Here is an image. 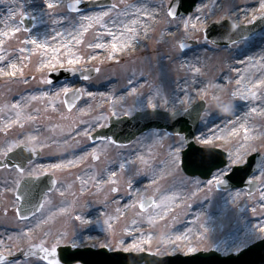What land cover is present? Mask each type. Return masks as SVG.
<instances>
[{"label": "rangeland", "instance_id": "obj_1", "mask_svg": "<svg viewBox=\"0 0 264 264\" xmlns=\"http://www.w3.org/2000/svg\"><path fill=\"white\" fill-rule=\"evenodd\" d=\"M39 1L43 8H40L37 15L28 13L27 17L35 16L37 19L34 20L30 31L26 32L19 22L20 8L26 10L25 0H17L20 8L14 5V20L21 31L5 37L4 42L0 43V48L4 49L0 55H4L6 60L12 58L24 70L23 76L18 72L16 77H0V150L28 135L36 136L37 140L32 144L42 151V155L27 168H35L36 175H54L57 184L53 192L45 196L44 208L30 220L20 221L13 213V207L17 205L13 191L14 181L20 179V175L14 169H0V240L4 241L3 245H0V252L9 255L10 249L15 255L20 253L19 248H26L29 240L27 237H21V233L26 232L28 228L33 229L30 234L32 241L39 243L40 239L44 238L48 241L46 246H50L54 238H59L60 233L66 232L67 239L75 240L78 248H99L111 242L113 247H107L109 250H124L135 240L142 241V251L155 255H159L156 254L159 248L167 246L169 251L166 255L170 256L193 254L185 252L183 245L195 242L206 229V236L198 251L215 250L222 255L235 254L237 252L232 250L234 242L243 240L246 233L254 229L256 239L249 241L246 246L260 240L259 237L264 233L256 229V226L264 222V207L261 206L264 204V114L257 119V116L250 112L248 120L253 128L251 133L243 131L240 135L224 139L225 133L233 126L232 123H227L232 116L231 113L221 112L213 97L229 99L228 94L234 91L230 81L250 73L252 67L232 70L230 66L235 59L259 44V41H264V28L247 41L210 49L207 47L209 42L204 38L203 23L192 19L187 32L182 23L183 19L188 17L201 15L203 20V14L214 13L212 20L221 17L228 20L231 15V19L239 25H249L253 16L258 17L264 11L259 8L260 0H210L199 12L194 9L187 16L177 17L176 20H171L166 15L170 0H108L111 4L119 5V9L111 10L109 16L103 18L104 23L115 19L117 12L123 10L126 5L141 2L154 6V15L157 18L147 19L148 33L138 47L134 46L132 50L111 58L109 54L91 58L93 54L88 44L103 36L98 31L97 23L91 22L92 26L87 32L81 30L83 43H75L72 55L63 56L64 51L58 54L59 58L65 61L74 56L83 57L75 65L65 62L60 68H100V72L93 79L78 85L67 82L45 84L42 78H45L51 69L37 64L45 53L44 49H37L32 53L19 50L23 48L21 41L33 32L39 30V36L44 39L46 34H54L53 29L62 26L75 27L83 14L91 13L68 12L66 4L77 0H59L53 9L44 8V0ZM110 6L95 11H108ZM235 9H246L248 14L244 15L243 11H238L233 17L232 12ZM119 20L122 21V16ZM54 21H58V24ZM89 23L86 21L84 25ZM192 24H196V29L192 28ZM169 28L172 31L168 35L165 29ZM131 35L127 32L123 38L128 39ZM188 40L197 41V46L181 52L178 44ZM50 42L51 39L49 44ZM47 61L43 64L46 65ZM193 66L199 67L201 72L195 73ZM24 80H27V83H24ZM129 80L132 81L131 85ZM143 81L145 85L141 86ZM216 84H219L221 91L214 95ZM63 86H68L70 90H85L82 99L71 111L64 107L63 93L60 96L42 95L45 91L51 93ZM131 87H136L137 92L131 93ZM185 91L194 97L191 104L201 99L206 101V108L194 137L198 146L205 147L201 136V133H204L212 140L209 147H216L233 155L239 149L240 153L244 154L245 161L253 152L261 153L260 168L251 177L259 183L254 194L247 196L246 191L240 189L221 192L215 189L214 184L209 191L208 180L185 177L180 172V163L177 166L171 163L172 154L179 146L181 136L151 131L139 136L129 146L117 147L108 141L91 144L88 136L83 134L85 128H90L92 133L99 128L98 125L106 126L114 111L118 113L117 117L123 116L122 109H132L134 105L132 115L141 111L136 109L146 105L149 96L159 103H163L162 98L167 97L169 108L173 103L177 108L188 107ZM88 92L94 95L89 96ZM257 93L262 96L261 89ZM36 94L38 97L32 99ZM179 100H184V104H180ZM240 100L237 97L233 101L234 105ZM16 102L21 105L19 109L11 107ZM160 110L166 111L164 108ZM18 111L20 122L15 123ZM29 116L34 119L29 120ZM93 125L97 126L92 127ZM77 132H80V135H77ZM245 136L248 138L245 139ZM42 141L48 146L40 147ZM253 146L255 150H251ZM183 149L184 147L181 150ZM63 154L67 158L65 161L60 158V162L64 161L65 169H50L51 164L59 163L54 161L55 158ZM81 155H84L83 160H78ZM94 155L99 159H94ZM67 160L76 162L68 165ZM41 165L42 168L39 167ZM111 172H115L116 176H111ZM216 173L217 171L212 176ZM144 177L147 181L140 186L138 179ZM195 181L200 183L196 184ZM112 188H118L119 191L113 192ZM236 192H241V196L233 203ZM149 197L155 203L146 211H140L138 203ZM253 208L256 209L255 212ZM5 209L7 211L4 214ZM76 214L91 220L92 223L75 220ZM37 224L39 227H36ZM45 233L49 235L45 236ZM177 236H186L189 239L177 241ZM9 237L12 239L9 240ZM169 238L172 243L180 245L177 250H172ZM120 240L124 241L122 245ZM60 245L66 244L62 242ZM130 251L141 252L135 249ZM38 261L37 258H31L30 264H36Z\"/></svg>", "mask_w": 264, "mask_h": 264}, {"label": "snow or ice", "instance_id": "obj_2", "mask_svg": "<svg viewBox=\"0 0 264 264\" xmlns=\"http://www.w3.org/2000/svg\"><path fill=\"white\" fill-rule=\"evenodd\" d=\"M59 0H44V4L47 6L48 9H53L54 7H56V5L58 4ZM77 2H79V0H77ZM0 4H5L6 6V11H7V16L4 18V23H5V28L7 29L6 31L0 32V36H8L9 34L15 35L16 33L21 31V28L18 26V24H16L14 17L16 16V8H20V5L17 4V0H0ZM13 5L16 6V8L13 7ZM73 10H77L78 8L76 7V5H72L71 6ZM162 7V6H161ZM182 7V0L180 3H177V0H171V3L169 4L167 10H166V15L168 17L171 18V20H176L178 17V10L179 8ZM259 8L261 10H264V0H260L259 3ZM119 9V5L113 3L110 6V9L108 11H101L100 13H94L91 16H83L81 17L82 20H87L90 23L85 26L84 24H80V29L83 30V32H87L88 28H90L92 26L91 22H96L98 24H100V26L102 28H107V24L103 22V18L106 16H109V12L111 10H117ZM130 9H136L137 12H143L144 15L149 16L151 15L150 13H148L146 10L137 7L136 4H129L126 5L124 7L123 10H119L117 12V17L115 19H112V23L116 24L117 22H119L120 24L123 25V27L126 29V31L128 33H131L132 35L123 41V46L124 47H128L129 46V42L130 41H134L136 39V29L133 27H130L127 24H123V21L119 20L120 16H131L132 14L130 13ZM197 11L199 12L200 9H197ZM239 11H243L244 15H247V10L246 9H241ZM28 15V12L24 9V8H20V16L21 17H25ZM46 15H52L51 13H46ZM215 15L214 13H205L203 14V20H201V15H195L194 17H188L187 19H183L182 23H183V28L185 29V31L187 32V30L189 29L190 26V22L192 21V19H195V21L203 23L204 28H203V32H204V38L206 41L209 40V26L210 24H220L222 27L226 26V22L224 20L223 17L216 19V20H212L211 16ZM152 19H156L157 16L151 15ZM33 20L37 19V17L33 16L32 17ZM239 19V17L237 16V20ZM257 19H261L264 20V11H262L261 15L259 17L257 16H253L252 20L249 21V23H254ZM9 21H11L12 23L9 24ZM23 21L21 20V23ZM55 22V21H54ZM139 23V20L136 18H132L130 19V24L131 25H137ZM228 24H230V30L231 31H235L237 30L240 26L239 24L231 19V15H229ZM192 28L196 29V24H192ZM24 31L28 32L30 31L28 28H24ZM199 30V29H197ZM246 30L245 29H241L240 30V40L241 41H247L248 40V36L244 34ZM53 32L55 33V35L52 36H48L47 34L45 35L44 39L41 40L39 39L37 36H32L30 39H25L23 41V43L25 45L27 44H31L35 46V49H33V51L37 50V49H48L49 47H51V45L49 44V39L51 40H56L58 37H62L65 35V33L57 31L55 29H53ZM83 32H80L79 30H77V32L75 34H73L72 32H68L67 35L71 37V40H74L77 44H82L83 43V39H82V35ZM108 34L110 36L113 37V40L111 42V52L109 54L110 58L115 56L117 50H118V43H120V40L116 37V34L111 32V30L108 31ZM144 35L147 36V28H145L144 30ZM125 33L121 32L120 33V37H124ZM99 39V38H98ZM227 40L230 44L232 45H236L239 43V41L234 38L232 35H228L227 36ZM0 43H2V41H0ZM69 43H71V41H69ZM215 43V42H212ZM62 47H68L67 44H63ZM89 48H97V49H103L106 47V45L104 43H90L88 44ZM189 47V45L187 43L184 42H180L178 44V48L181 50V52H183L185 49H187ZM4 49L0 48V52H3ZM19 51L24 52L26 51V49L21 48ZM52 51L54 53H58L59 49L58 48H53ZM92 59H95V55H93L91 57ZM83 57H73V58H68L65 60H61L59 58V56H55L52 60L47 61L46 65L42 64L41 66L44 67H48L51 70H57L60 67H63L64 63L66 62L68 65H75L77 63H79L80 60H82ZM249 59H251V57H249ZM6 61V57L4 55H0V75H7L10 77H16L17 73L19 72L20 76H23L24 74V70L22 66H18V63L13 61V60H7ZM68 71H71L73 73H75L76 71H78L77 68L75 67H71L69 69H67ZM95 72H100V68H94L93 69ZM192 70L195 73H200L201 69L199 67H195L193 66ZM85 80H88L90 77L88 75H84L83 77ZM241 79H243V77H241ZM43 82L45 84L51 85L53 83V81L50 78H42ZM24 83H27V80H24ZM237 83L239 84L240 81L238 80ZM259 83H264V82H260L258 81L257 84ZM129 84H132V81L129 80ZM257 85H253V88H255ZM83 89H76L75 91H73L71 94L73 96V99H78L80 98L83 94H84ZM203 91V90H200ZM69 92L70 89L68 86H63L61 87L59 90L57 91H53L51 93L45 91L42 93V95L44 96H48V95H52V96H60L61 93H63L64 96V103L67 104L69 110L72 109V107H74V103L69 102L68 101V96H69ZM130 92L131 93H136L137 92V88L136 87H131L130 88ZM89 96L94 95L92 92H88L87 93ZM157 95H159V92L157 91ZM229 99L224 100L221 99L219 96H214L213 99L217 101V108L223 112V113H233L234 112V108L235 105L233 103V101L239 97V99L243 100V101H249V100H257V99H262L264 100V97L258 95V93L256 91H253L252 89H248L246 93H241L239 92V90L237 91H232L228 94ZM185 98L187 100V103L189 105V107H181V108H177L175 107V103L172 104L171 108H169V100L167 97H163V103H159V102H154L153 99L151 98V96H149L147 98V104L143 105L141 109H136V110H141L144 111L146 115H152V114H159V110L161 108H164L166 111H168V115L170 118H176L177 116H179L181 113L184 114H190V111H193L195 109H191V103L192 100L194 99L193 96H191L187 91H185ZM23 99V97L21 98ZM32 99H36L35 96L32 97ZM184 100H179L180 104H184ZM12 108H16L19 109L21 107L19 102H16L14 104L11 105ZM53 107H55V105H53ZM151 109L152 111L149 113L146 111V109ZM135 109V105L133 106L132 109H128V110H123V115L125 116H130L133 113V110ZM250 111L252 113H256L258 111L257 107H251ZM260 111L264 112V107H261ZM17 120L15 121V123H19V117H20V112H17ZM113 116L118 115L117 112H113L112 113ZM29 120L34 119V117L29 116L28 117ZM227 123L231 124L233 123L232 120L228 119ZM97 125H93L92 127H96ZM99 127H103L102 124L98 125ZM21 127H23V125H21ZM243 127V125H242ZM233 131H235V129H233ZM245 133L248 132V129L245 127L244 129ZM77 135H80V132L76 133ZM83 134L86 136H89V138L91 140H95V137L91 135V129L90 128H85L83 130ZM176 135H180L179 133H176ZM201 136L203 137L202 143L205 145V147H209L212 145V140L210 137L206 136L204 133H201ZM248 137L245 136V139H247ZM101 140H104L105 137L101 136L100 137ZM37 137L33 136V135H28L25 138L19 139L17 141H13L12 143L8 144L7 147L3 150H0V156H3L5 160H7L8 155L10 153L13 152V150L15 148H20L21 146H23V148L21 149V151H27L33 154H38L37 153V148L32 144V142L36 141ZM113 144L116 143V141L113 139L111 141ZM186 138L181 137V141L178 147L175 148L174 153L172 154L171 157V163L174 166H177L179 163H181V159H180V152L181 149L184 147L185 143H186ZM65 143H67L65 141ZM79 143V142H78ZM48 145L45 142H41L40 143V147H47ZM209 150L211 151V148L209 147ZM251 150H255L254 146ZM93 153H95V148H93ZM84 155H86V153H84ZM84 155L79 156L77 159L78 160H83ZM94 159H99L98 156L94 155ZM76 161L74 160H67V164L68 165H72L74 164ZM33 163L31 158L27 159V164L31 165ZM185 164L190 163L192 166H197V165H202L204 163L203 159H193V160H185L184 161ZM241 163H246V161L244 160V154H241L239 149H237L235 155H233L232 153L228 154V163L225 165L224 168L222 169H218L217 173L215 175L212 176V179H209L207 181V185L209 187V191H211L213 184L215 185V187L217 189L221 188V186L227 187V185L229 184V181L232 178V174H233V170L235 167H237L238 165H240ZM8 167H14L19 175H20V179H17L16 181H14L15 183V188L13 189V191L16 192V200L17 202L20 201H26V196H22L19 192V188H20V184H21V180L24 181L26 188L30 187V183L28 181L27 178L33 177L34 175H36V169L35 168H27L26 166H24L21 163H15V164H10V163H3L0 162V168H8ZM39 167H43L42 165ZM65 167V163L62 160L59 163H53L49 166L50 169H61ZM121 168H123V165H121ZM111 176H116L115 172H111L110 173ZM262 175H264V173H262ZM93 179H95L93 177ZM107 182V181H106ZM53 183L55 184L56 181H53ZM111 183H115V181H111ZM196 184H199V181H195ZM249 183H251V181H249ZM129 187H131V183L129 182ZM111 191L113 192H118L119 189L118 188H112ZM241 196V192H236L235 195L233 196V203H236V200ZM153 203H155V201H153ZM262 207H264V204L261 205ZM15 210L17 212V214L19 215V218L21 220H26L27 217L20 214L21 213V209L19 206L14 205ZM35 207L37 208V210H42L44 208V203H39L38 205H35ZM140 207L141 209H143L145 207L144 203L141 202L140 203ZM7 210L5 209V212ZM253 211L255 212L256 209L253 208ZM33 215H35V213H33ZM74 219L77 221H82L84 223H92L91 220H87L85 218H82L81 215L76 214L74 216ZM98 222V221H97ZM36 227H39V224L36 225ZM256 229H258L261 233H264V222H262L260 225L256 226ZM33 229L32 228H28L26 232L21 233V237H27V239L29 240V243L27 245L26 248H19L20 251V257H15L10 249H9V256H11V259H8V257H5L2 253H0V264H5V262L7 261V264H30L31 262V258L33 256H38L40 253H42V256H39V261L36 262V264H40V262H44V264H61V260L56 258L57 256V248L58 246L64 242L67 246L72 247V248H76L78 247L77 243L75 242V240H69L67 239V233H60L59 234V238H54L53 242L51 243L50 246H46L48 244V241L44 238H41L39 243H35L32 241V236L30 235L32 233ZM207 233V229L205 230V233H202L201 236L199 238H197L195 240V242H189L187 244H184V250L187 253H195L199 250V246L201 243H203V239L205 238ZM49 235L48 233H45V236ZM260 239H264V235H261L259 237ZM12 238L9 237V240H11ZM149 239H151V237H149ZM177 241L180 240H187L189 239L186 236H177L176 237ZM256 239V230H251L248 233H246L245 238L243 240H239L238 242H234L233 246H232V250L235 252H241V248L242 246H246L248 244L249 241ZM169 243L172 244V250L175 251L177 250L180 245L172 243L171 239L169 238L168 240ZM4 241L0 240V245H3ZM119 243L122 245L124 243L123 240H120ZM141 243L137 242V241H133V243L130 245L129 248H125L124 251H130L132 249H135L136 251H142L141 248ZM102 247H113V245L111 244V242H108L107 244L101 245ZM34 250H38V251H34ZM169 251V248L167 246L159 248L156 254L159 255H166ZM67 264H78V260L76 257H72V259L70 261L67 262Z\"/></svg>", "mask_w": 264, "mask_h": 264}, {"label": "water", "instance_id": "obj_3", "mask_svg": "<svg viewBox=\"0 0 264 264\" xmlns=\"http://www.w3.org/2000/svg\"><path fill=\"white\" fill-rule=\"evenodd\" d=\"M198 0H182V7L178 10V15L186 14L192 10L196 5ZM181 0H177V3H180ZM106 4L105 2H84L79 3L75 2L69 5V9H72V5H76L78 11H85L96 8L100 5ZM77 11V10H73ZM25 28L31 26L32 20L27 18H22ZM226 22V26L222 27L220 24H212L208 35L209 39L222 43H228L227 36L230 34L234 38H240V30L245 29V35L248 37L254 35L257 31L261 30L264 26V20L258 19L252 26L243 27L240 26L237 30L231 31L230 24ZM218 33V35H216ZM189 47L195 43H187ZM188 47V48H189ZM95 71L91 70L90 72H82L81 74L73 73L68 70H60L50 73V79L55 82L59 79H76L83 78L84 75L89 77L94 76ZM79 99V98H78ZM78 99H73L71 93H69L68 101L76 103ZM68 107V106H67ZM195 109L190 111V114L181 113L176 118H170L167 112L159 111V114L146 115L145 112H137L131 119L123 117L121 119L111 118L109 120V128L100 129L95 132L92 136L95 137L93 142L100 140V137L103 136L105 139H114L116 144L126 145L134 140L139 134L144 133L153 128L159 130H166L171 134H184L186 141L188 142V148L182 154V170L190 176H199L200 178L207 179L210 177L213 170L220 168L226 164L224 154L220 151L211 149H201L194 145L193 136L197 131L198 119L201 112L204 109V105L200 102L197 105L191 107ZM151 112V111H147ZM22 148H18L15 152L8 155L7 160L0 162L3 163H21L25 165L28 158L34 160L37 158L38 154H33L27 151H21ZM203 159L204 163L202 165L192 166L190 163L185 164V160H199ZM216 159V160H215ZM260 156L254 155L248 159L247 165L242 169L241 167L235 168L232 178L229 181L227 187L221 186V189H228L232 187H247L249 192H252L257 187L256 183H249V175L257 168L259 163ZM30 187L26 188L24 181L21 182L19 192L22 196H26V201H20L19 207L21 209L22 215L29 217L37 208L35 205L41 203L42 196L44 192H49L52 190L54 183L51 177L42 176L38 178H27ZM148 203L144 204L145 206ZM264 249V241L258 242L246 250L240 252L237 256L230 255L226 258L220 257L215 252H209L206 254L198 253L192 258L186 259L181 264H264V254H260V251ZM125 256V255H124ZM76 257L79 262L82 264H127L129 262H140L142 259L145 264H165L161 262L160 259L147 256H133L127 255L128 258H123L121 261L112 257L111 254L107 253L104 249L99 251L92 250H73L71 251L68 247L60 248L57 251L56 258L61 260V263L67 264L68 261ZM169 260V259H166ZM160 262V263H158ZM168 263V262H166Z\"/></svg>", "mask_w": 264, "mask_h": 264}, {"label": "bare ground", "instance_id": "obj_4", "mask_svg": "<svg viewBox=\"0 0 264 264\" xmlns=\"http://www.w3.org/2000/svg\"><path fill=\"white\" fill-rule=\"evenodd\" d=\"M209 1L210 0H204L203 2H200L197 5L196 9L201 10L202 7L205 5V3L209 2ZM136 5H137V7L146 10L151 15H154L156 13L155 7L152 6L151 4L141 2V3H138ZM13 7H14V5H13ZM24 7L26 8L28 13H31L34 15H37L40 12L41 7L43 8V6L40 4L39 0H25ZM44 8H47V6L45 4H44ZM101 11L100 10L95 11V12L92 11V12H89L91 14H83V16H91L94 13H100ZM129 11L132 15L131 16H122V21H123V24H127L130 27H133L136 29V32H137L136 39L134 41H130L128 47H124L123 41L126 39H124L123 37H120V33L124 32L126 34L127 31L123 27L122 24H120L119 22H117L116 24H113L111 22L112 21L111 20L108 23H106L107 28H102L100 26V24L97 23V25H99L98 31L101 32V34L103 36L100 37L99 39H96L94 41V43H97V42L104 43L106 45V47L103 49L89 48V50L91 51V54H93L95 56H98V55H102V56L105 55L106 56V55L110 54L111 42L113 40V37L108 34L109 30H111V32L115 33L116 37L120 40V43H118V50H117L115 56H113V57H116L117 55H119L123 52L132 50L131 48L134 46L138 47L140 45L142 40H144L145 28H147V33H148V27H147L148 21H147V19L151 18V15L146 16L143 14V12H137L136 9H130ZM238 11L239 10L235 9L234 12H232V16L234 17ZM6 16H7L6 6H5V4H0V32L7 30L5 28V23H4V18ZM83 16H81V17H83ZM132 18L138 19L139 23L137 25H131L130 19H132ZM86 21L87 20L80 19L79 22L75 25V27H73V26H69V27L62 26L61 28L56 29L57 31L65 33V35L62 37H58L56 40H51V42H50L51 47H49L48 49H44L45 53H44V55H42L40 57L37 64L39 65V64H43L47 60L49 61V58L58 56V54L61 51H64L63 56L72 55L73 48H74V45L76 42L74 40H71V37L68 36L67 33L72 32L73 34H75L77 32V30H79L81 32L82 29H80L79 26H80V24H85ZM54 23L58 24V21H56ZM92 23H94V21ZM9 24H11L10 21H9ZM171 31L172 30L170 28L168 30L165 29V32H167L168 35L171 33ZM11 35L12 34H9L8 36H0V40L2 42H4L5 37H10ZM52 35H55V33ZM52 35H49V37ZM165 35H166V33H165ZM32 36H37L39 39H41V37L39 36V30L33 32L27 39H30ZM41 40H43V39H41ZM23 41L24 40L21 41V45L24 49H26V51H24V52H29V53L34 52L32 50L35 49V46L31 45V44L25 45L23 43ZM69 41H71V43H69ZM63 44H67L68 47H62ZM0 46H1V44H0ZM53 48H58L59 52L54 53L52 51ZM249 57H251V59H249ZM7 60H13V59L8 58ZM7 60L5 62H7ZM0 66H2V65H0ZM245 67H248V68L252 67L250 70V73L242 76L243 79H241V77H239V78H235L236 79L235 81H233V80L230 81V84H231V86H233L234 91L239 90V92H241V93H246L248 89H252L253 91L257 90L256 92H258L261 89L262 97H264V83L257 84L258 81L264 82V41L263 40L259 41V44H257L252 50H248L243 55H241L238 59H235V61L230 66V68L232 70L235 68H245ZM0 77H8V76L7 75H0ZM238 80L240 81L239 84L236 82ZM144 85H145V82L143 81L141 83V86H144ZM253 85H257V86L255 88H253ZM220 91H221V88L219 87V84H216V89L214 91V95L218 94V92H220ZM35 97L36 98L38 97L37 94L35 95ZM254 106L257 107L258 111L256 113H253V114H255L257 116V119H260V117L264 114V112L260 111L261 107H264V100H262V99L249 100V101L240 100V102L235 106L234 112L231 113L232 117L230 120L233 121V123H232L233 126L227 131V133H225L224 139L232 138L236 135H240L244 131L245 127L248 129L247 134L252 132L253 128L251 127V123L248 120V117H249L250 112H251L250 111L251 107H254ZM242 125H243V127H242ZM233 129H235V131H233ZM60 158H63L65 161V159L67 157L65 158V155L63 154L62 156H57L54 161L60 162ZM108 176H109V173H108L107 177ZM102 177L104 179L107 178L105 176H102ZM145 179H146V177H144L142 179H138V182H141V183H139L140 186L143 185L144 183H146L145 181H147V180H145ZM127 240H129V239H127Z\"/></svg>", "mask_w": 264, "mask_h": 264}]
</instances>
